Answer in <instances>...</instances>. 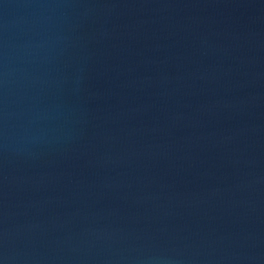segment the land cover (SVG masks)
<instances>
[{"label": "water", "instance_id": "obj_1", "mask_svg": "<svg viewBox=\"0 0 264 264\" xmlns=\"http://www.w3.org/2000/svg\"><path fill=\"white\" fill-rule=\"evenodd\" d=\"M0 264H264V0H0Z\"/></svg>", "mask_w": 264, "mask_h": 264}]
</instances>
